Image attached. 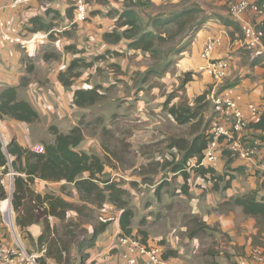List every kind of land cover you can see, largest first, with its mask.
I'll return each mask as SVG.
<instances>
[{"label":"crops","instance_id":"1","mask_svg":"<svg viewBox=\"0 0 264 264\" xmlns=\"http://www.w3.org/2000/svg\"><path fill=\"white\" fill-rule=\"evenodd\" d=\"M157 1L150 0V3ZM204 1L211 5L213 12L190 44L180 54L174 56L175 61L171 62L168 59L166 63H161L162 67L142 69L138 66L136 58L149 60L147 56L139 51L128 50L126 40L118 44H109L103 38L105 33L114 32L112 29L116 27L119 15L129 7L126 0H101L91 4L88 8L90 19L83 23L87 34L85 39L79 31H72L73 0H30L28 4L16 10L4 9L8 0H0V20H12L20 27L23 35L46 34L48 40L45 41L46 45L53 47L55 53L61 55L56 57L37 49L36 55L28 59L32 61L33 66L37 64L41 66L40 74L37 75V81L31 80L29 75L33 74L34 67L31 65L26 70L18 66L16 69L12 62L19 64L21 48L17 45H5L0 32V90L6 87H19L20 79L27 78L28 81L24 80L23 87L17 90L19 98L28 102L39 116L43 115L41 108H45L47 117L52 115L50 119L55 121V126H60L59 130L62 133L78 127L82 118L87 125L90 124L88 127L95 124L100 128L102 120V128L95 129L91 134L83 132V142L76 150L85 153L91 150L97 156L103 157L100 142L104 137L109 143L114 142L113 153L107 155L109 164H104L102 175L108 174L111 182L125 180L122 189L128 190L131 195L134 194L131 185L134 186V182L138 183L139 179L130 177L129 173L136 172L139 166L143 168L148 164L155 166L156 169L148 177L152 181L149 184L142 182L139 186V189L147 188L146 192L141 194V198L132 199L136 207L133 211L134 221L139 218L137 221L139 227L132 225L131 235L141 238L144 243L160 246L163 250L160 264H237L241 257L247 256L252 250L264 249V225H259L255 218L244 215L240 207L231 204V199L236 197L233 192L234 184L231 187L233 178L225 181L224 185H221V182L215 185L205 182L209 175L200 176L196 168L192 167L195 157L188 160L186 165H181L180 161L166 168L164 166L168 163L165 159H154L158 146L165 140L164 128L169 125L190 128V124L178 125L164 109L171 91L167 92L168 96L160 95L159 86L167 84L173 77L181 78L186 73H192V80L184 86V95L189 100V106L194 105L193 100L196 97L208 93L209 90H206L212 79L201 70L204 64L201 52L208 37L220 40L221 44L214 49L212 58L228 62L229 77L231 75L233 77L230 87H235L241 96L240 106L244 113L246 114L247 104L264 105V55L254 56L244 47L237 23L235 24L238 31L224 24V20L233 22L228 10L221 7L225 3L224 0H202L203 7H206ZM203 7L199 5L201 10H204ZM138 8L139 5L132 7L137 15L138 12L144 14L145 7ZM33 19L36 20L32 21ZM119 30L122 32L123 28ZM72 45L78 46L77 49H73ZM83 46L87 50L85 54H81L80 51ZM108 50L112 51V58H109ZM113 53L118 57L113 58ZM82 59L87 63L85 65L87 73L83 76L82 73L78 78L82 84L78 87L71 84L65 88L59 81V75L65 73L72 63L81 65ZM109 63L120 66L118 72L116 75L112 72L113 78L100 83L95 72L103 64ZM169 70H172V73ZM137 74L141 79L135 80ZM71 81L73 83L74 79ZM148 82L154 84L146 85ZM93 89H98L97 92L101 96L106 93L111 95L106 99V105L101 108V112L99 114L92 112L91 117L82 113L84 108L74 107V93ZM214 89L216 90V86L211 92ZM175 100L177 98H173L168 106L174 105ZM91 108L88 113L94 109L92 106ZM207 112H210L209 107ZM210 117L209 113L206 119ZM1 122L12 125L18 131L27 125L10 119ZM251 129L256 138L264 137V131ZM188 130L189 139L177 138L174 141L191 143L195 135L190 134V129ZM14 138L10 137L9 142ZM17 142L22 147L26 146L19 139ZM118 143L122 154L117 153L118 151L115 153ZM171 144L169 143L168 148L176 152L177 156L178 151L184 155V150L176 146L171 147ZM179 144L180 147L184 146L183 143ZM30 150L42 151L37 146ZM226 157L228 156L221 158L222 163H225L224 170L219 166L217 170L220 171L214 173L219 177L217 180L223 181L224 174H244V167L247 169V176L254 177L253 181L256 182H252V185L250 183L251 188L247 191L240 188L238 193L245 194L256 190L259 177L264 174V158L257 160L253 167H246L237 160L238 165L230 166L229 172ZM194 176L201 177L202 180L194 182ZM62 184L35 180L33 186L42 194L46 187ZM224 205L226 209L223 208ZM231 205L233 207H230ZM110 214L115 217L110 224L111 227L109 226L110 229L108 227L92 247L85 249L87 258L84 264H123L117 249V237L122 235L119 228L121 211L115 209L109 216ZM49 220L52 221L54 218ZM40 234L39 232L37 237ZM47 262L55 264L52 260Z\"/></svg>","mask_w":264,"mask_h":264},{"label":"trees","instance_id":"2","mask_svg":"<svg viewBox=\"0 0 264 264\" xmlns=\"http://www.w3.org/2000/svg\"><path fill=\"white\" fill-rule=\"evenodd\" d=\"M126 1L129 2V7L119 15L116 23V26L119 29L123 28V31L121 33H105L103 36L104 40L112 44H118L120 41L126 40L128 50L139 51L145 57L147 56L150 61H155L159 64L166 63L168 59L170 60V56L161 59L158 47L168 40L173 41L176 36H181L185 32L186 26L194 22L202 12L196 5L186 6L184 0L182 1L183 6L175 11L166 15L153 17L151 19L152 22L149 24L151 30L147 28L143 29V26H140L141 22L137 13L132 9L137 3L132 6L130 0ZM256 3L259 6H264V0H257ZM207 19L204 21L200 20L193 27V35L189 37V40L186 36L182 38L181 44L175 45L174 51L171 52L174 56L180 54L190 44ZM34 20L36 19L32 21ZM224 24L231 26L234 31H238L235 23L224 20ZM172 25L175 32L170 38L167 39L164 35L157 33V31ZM259 29L263 35L262 43L264 45V19L259 25ZM159 64L157 65L158 67L160 66ZM156 65L152 69L158 68ZM74 66L75 63H72L65 73L59 75V81L65 88L72 84L71 79L78 76V73H73ZM192 76V73L184 74L180 91L183 90L185 84L192 80ZM207 94L204 93L196 97L193 101V106L185 103L172 105L168 109L170 116L178 125L190 124V134L195 135L191 143L181 140L174 141L171 144V147L176 146L185 151L180 163L181 165H186L187 161L194 157L200 160L202 152L206 148L209 137L207 135V128L210 122V119H206L204 115L209 107ZM100 98L101 95L97 92V89L76 91L74 93V105L77 108L90 107ZM172 99V95L169 96L164 105L168 106ZM7 119L26 124L34 123L39 119L38 113L32 106L25 100L19 99L17 87H6L0 91V121ZM249 128L264 131V113L255 123H251ZM50 131L53 141L45 144L41 152L22 147L15 139H12L4 146L0 138V201L6 199V192L2 181L5 176L11 173L13 174L14 181L11 205L15 212L22 215V217L17 216L16 225L21 229H26L28 225L40 220L43 225V231L37 237L34 244L36 251L43 252V255L36 259V263L48 264L47 260H52L55 264H71L70 248L77 245L79 264H84L87 258V255L83 253L84 248L92 246L96 242L100 234L104 232L107 224H103L99 228H93V232L88 239L84 238L81 241H77L76 238L73 239L74 232L71 231V227L68 226L66 220L70 205L54 195L34 194L30 186L35 180L51 183L65 182V184L75 187L81 195L86 194L88 196L95 192L100 201H103L104 194L107 193L109 195L108 200L112 204L120 199L122 191L114 183L106 182L103 188L97 185L100 182L98 176L104 170V163L95 154L76 150L84 139L80 126L73 127L67 133L59 132L55 127H52ZM252 139L258 138L254 137ZM179 143H183L184 146L180 147ZM224 156H230V154L224 152L222 157ZM196 159L194 162H197ZM237 170L240 171V169ZM196 172L200 176L209 175L215 180L219 178L214 176L212 168H196ZM84 174H88L87 178L83 177ZM228 186L229 183H227L226 187ZM27 195L29 196V200L25 203ZM32 202L33 205H31ZM231 204L240 207L244 215L255 218L259 225H264V174L259 177V184L256 190L234 198ZM118 208L121 210L119 228L122 235L120 236H130L132 233L130 226L133 213L122 204L118 205ZM36 209H40L39 211L42 212V215L36 214ZM49 218L57 219L62 224L61 231L58 226L50 223Z\"/></svg>","mask_w":264,"mask_h":264},{"label":"rangeland","instance_id":"3","mask_svg":"<svg viewBox=\"0 0 264 264\" xmlns=\"http://www.w3.org/2000/svg\"><path fill=\"white\" fill-rule=\"evenodd\" d=\"M176 1L177 0H158L157 2L152 4V3H150V0H149L145 4H142V3L137 4V5H139V8L145 7L144 14L138 12V17H139V20L141 22L140 26H143V29L147 28V29L151 30V27L149 26V24L152 22L151 19L153 17H158L159 15L162 16V15L169 14V13L175 11L176 9L180 8L181 6H183L182 2H176ZM233 1L234 0H224L225 3L222 4V6H221L222 9L228 10V3L233 2ZM98 2H101V0H94V1L90 2L89 8L91 7V4L98 3ZM201 2H202V0H185V5L186 6L196 5L197 7H199V5H201V7H203ZM131 5L133 6L134 4L131 3ZM204 5L206 6V7H203L204 10H201L202 11L201 14H199L198 18H196L194 20V22H192L191 24H188L186 26V30L181 36H176L173 41L168 40L167 42L163 43L160 47H158V51L161 53V59H165L166 56H170L171 62H173V60L175 61L174 54L171 53L172 51H174L175 45L181 44L182 38H184L186 36H187V39L189 40V37H191L193 35V30H192L193 27H195L200 20L204 21L205 19H207L211 16L210 14L213 12V8L211 7L210 4H208L205 1H204ZM146 6H148V7H146ZM247 14H249L250 18L254 17L253 13H251V12H248ZM89 19L86 20V22H88ZM0 21H3V20H0ZM83 23H81L79 25H74L72 31L73 32L79 31L83 35V39H85V35H87V34L84 31V24L85 23L84 24ZM112 30L114 32H118V33L120 32V30L117 26ZM174 32H175V29H174L173 25L168 26L165 29L157 31V33L164 35L167 39L170 38V36H173ZM24 36H27V35H24ZM74 39H76V36H74ZM38 40H39V43H37L34 48L32 47L31 48L32 50L30 49L29 51H27V50L24 51L20 47L21 50L19 49V52L21 53V57L19 58V64L12 62L14 65H16V69L19 66L20 68L24 67L27 70V68L32 65V67H34V72H33V74L29 75V77L31 80L34 79L35 81L38 80L37 75L40 74L41 66L38 64L33 66L32 61L28 58H31V56L34 57L36 55V52L39 49L41 52L52 55V56L58 57L60 55V54L55 53V50L53 49V47L46 45V42L44 40H41V38H38ZM3 43L5 45H7L4 41H3ZM109 44H112V43H109ZM112 46L117 47L118 45H112ZM77 47L78 46L72 45L73 49H77ZM80 51H81V54L87 53V50L84 48V46H83V49ZM108 51H109L108 52L109 58H112L111 57L112 51L111 50H108ZM114 53L117 54L118 52H114ZM114 53H113V58L118 57V55H116ZM83 58L87 59L86 57H83ZM132 59H134V58H132ZM136 60H137L136 61L137 64H139L138 66L141 67L142 69L149 68V67L151 69L152 67H154V65H156L158 63L155 61L146 60L144 58L143 59L142 58H136ZM80 64L81 65H75L74 66L73 73H78V76L76 78H73L75 81V82L73 81V83H72L74 87H78L79 85L82 84V82H80L78 80V78L80 77V75L82 73H83L82 76L87 73V71L85 70L86 69L85 65L87 64L85 62V60L83 61V59H82V62H80ZM157 65H156V67H158ZM119 67L120 66L116 65L115 63L114 64H112V63L103 64L95 72V75L99 76L98 77L99 82L101 83V82H104L106 80L113 78L114 76H112L111 73L114 72V74L116 75ZM159 67H162V64ZM169 72L172 73V70H169ZM95 75H94V77H96ZM183 77H184V75H182L181 78L173 77L171 81L169 80L170 82H168L167 84H162L160 86L158 83H156V85L159 86L160 95L164 94L165 96H168L169 93H167V92L171 91L169 96L172 95V98H177V100H175V102H174V105L189 103V100L184 95L185 88L183 87L182 91L179 90L181 87V83L183 81ZM17 78H19V77H17ZM137 79H141L140 75L135 77V80H137ZM24 80L28 81V79L24 78V77L22 79H20L21 84L19 85V87H17V90L23 87V81ZM231 80H233V77H232V75H231V77H229V72H227V75H226L224 81L222 82V84H220L216 87V91L230 87L232 84L230 82ZM150 84H154V82H152V83L148 82L146 85H150ZM214 86H215L214 82L212 81V83L209 84L208 88L206 87L207 88L206 91L209 90V92H211V90L214 88ZM97 91H98V89H97ZM101 92H103V91L101 90ZM110 95H111L110 93H106L104 96H101V98L98 99V101L92 105V107H94V109L91 112L88 113V111H90L92 109L90 106L89 108L87 107V109L84 108V110H83L84 112H82V113H84V115H90L91 117L93 116V113L99 114L101 112V108L104 105H106V99ZM18 97H19V94H18ZM211 106L212 105L209 104L210 112L206 113L205 118L208 117L209 113L211 114ZM74 107H75V105H74ZM169 108H170V106L164 105L165 110L168 111ZM41 109H42L43 115H40L39 119L36 122L25 125L24 129H21L19 131L17 129H15L12 125L4 124L3 122L0 121V138H1L3 145L6 146L9 142L10 137H12V136L15 137L14 139L16 141H17V139L21 140V142L26 145L24 148H27V149H33L34 147L37 146L38 148H41L43 150V146L45 144L51 143L53 141V136L51 134L50 129L52 127H55L59 132H61L59 130L60 126H55L56 125L55 121L50 119V118H52V115L47 117V115L45 114V111H44L45 108H41ZM99 120L100 119H97V121H99ZM85 122L86 121L83 120V118H82V120H80L79 126L81 127L82 131L83 132L86 131L87 134L93 133L95 131V129L102 128V120H101L100 128L97 127L98 125H95V124L93 126L88 127L90 124L87 125L86 124L87 122L86 123ZM188 129H190L188 126L177 128V126H174V125H169L166 129L164 128V130H165V132H164L165 138L164 139L165 140L162 142V144L160 146H158L157 155L154 158V159H157V158L165 159V161L168 164L165 165L164 168H166V166L171 167V165H173L175 162L181 161L183 153H180L178 151V156H177V153L173 152L172 149H169L168 145H169V143L171 144V142L176 140L177 138L189 139L190 137L188 136V134H189ZM251 131H252V129L249 128L248 129L249 137H251V138L256 137L253 134V132H251ZM16 133H19L20 135L16 136L15 135ZM83 138H84V136H83ZM257 138H264V137H257ZM113 144H114V142L109 143L107 141L106 137H104V140L100 142L103 157H99V156L98 157L102 160V162L104 164L107 163L106 165L109 164V158L107 155L113 153L112 152ZM28 147H32V148H28ZM169 150H171V151H169ZM116 151H118L117 153L122 154L120 151V148H119V143H118V147L115 150V153H116ZM87 153L88 154H95V153L91 152V150ZM226 158H227L226 167L228 168V171L230 170V166L238 165L237 159L235 157L228 156ZM221 160L222 159H220L213 167H211L212 170L214 171V173L217 171H220L219 169L217 170V168L219 166L222 167V169L224 170L225 163L223 164ZM154 161H157V160H154ZM150 165L151 164H148V166L146 168H143V166H139V168L136 172L129 173L130 177H137L139 179L138 183L134 182V186L131 185L132 192H134L133 195L129 194L128 190L122 189V186L124 185L125 180L119 179L118 182H115V181L111 182L110 181L111 178L109 177L108 174L99 175L98 179L100 182H98L97 185L100 188H103L104 184L106 182H109V183H114L115 185H117L118 189H121L122 196L120 197V199L116 200V202L114 204H112L108 200L109 195L107 193L104 194L103 201H100L99 198L96 196L95 192L91 193L88 196L86 194L81 195L76 190L75 187H73L72 185L65 184V182H62L63 183L62 185L46 187L45 190L42 192V194L38 193L36 191L33 184L30 186V189L34 192V194L54 195L56 197L63 199L65 202H67L70 205L66 220H67L68 226L71 227L70 228L71 231L74 232L73 233V237H74L73 239L76 238L77 241H81L84 238L88 239V237L91 236V234L93 232V228H99V226H101L103 224H107V227L104 230V232H105L106 229L113 222V219L115 218V217H113L112 214H110V216H109V213H113L115 209L120 210L118 208V205H121V204L124 207H126L127 209L131 210L133 213V218H132V222H131L130 227H132V225H133V227H139V224L137 223L139 218L137 217L134 221V212L133 211H135L136 207H135L132 199H134L136 197L141 198L142 197L141 194L146 192L147 188H144L146 190H143L142 188L139 189V186L142 185V182L149 184L150 181H152L148 177L151 176V172H154V170L156 168H155V166H153V165L150 166ZM243 169H244V174L243 173L242 174H240V173L234 174V175L224 174L223 181L215 180L214 178L212 179L209 176V178L205 179V182H210L214 185L217 184L218 182H221L220 184L224 185V183H226L225 181H229L230 179L233 178V180L231 182V187H232V184H234V186H235V189L233 190V192H234L236 197L241 196L243 194L238 193L240 188H242V189L245 188V191H247L249 188H251L252 182H254V181L256 182V180L253 181L254 177L252 178L249 175L247 176V172H246L247 169L244 167H243ZM229 172H231V171H229ZM86 175L88 176V174H86ZM87 176H84V177L87 178ZM163 177H165V175H163ZM116 179H118V178H116ZM197 180H202V178L194 176L193 181L195 182ZM13 182H14L13 181V174H11V173L8 174L7 176H5L3 181H2V183L4 185L5 192H6V199H4L3 201H0V246L2 248H6V249H12V248L16 247V245H20L25 249V251L29 255H34V256H36L35 259H37L38 257H42L43 252H37L34 244H35V240L37 239V234L39 232L42 233V231H43V225H42L41 220L39 222L28 225L26 229H21L20 227H18L16 225L17 216L22 217V215L15 212L13 210L12 205H11V196H12V193L14 190ZM250 183H251V185H250ZM235 191H236V193H235ZM25 200H26L25 203L29 200L28 195L26 196ZM232 200H233V198L231 199V201ZM7 205L9 206V211H10V216H11V221H12L11 226H9V224L5 221L3 214H2V212H3L2 210L4 208H7ZM31 205H33V202ZM230 207H233V206L231 205ZM137 208L140 209V206L137 205ZM223 208L226 209L225 205L223 206ZM39 210L40 209H36V214L42 215V212ZM54 220H55V222H54ZM54 220L50 221V223L52 225L58 226L60 231H61L62 224H60L57 219H54ZM64 225H66V224H64ZM110 227H109V229H110ZM133 237H137V236H133ZM137 238H139V237H137ZM76 246L77 245L71 246V248H70L71 249V257H70L71 264H77L78 260H79V258H78L79 255L77 253V247ZM92 246L85 247L84 249H88ZM115 246H116V242H115ZM117 249H118V247H117ZM84 251H83V253H84ZM119 254H120V251H119ZM36 264H38V263H36Z\"/></svg>","mask_w":264,"mask_h":264},{"label":"built area","instance_id":"4","mask_svg":"<svg viewBox=\"0 0 264 264\" xmlns=\"http://www.w3.org/2000/svg\"><path fill=\"white\" fill-rule=\"evenodd\" d=\"M30 0H8L3 8L16 10L29 3ZM73 25L85 23L89 17V4L94 0H73ZM133 4H145L149 0H130ZM257 0H235L228 3L230 19L239 25L244 47L254 56L264 55L262 32L259 25L264 19V6H259ZM1 9V8H0ZM253 13V18H247V13ZM12 20L0 21L2 40L8 45H17L24 51H29L39 43L38 38L46 41L47 35L31 34L24 36ZM43 42V41H42ZM220 40L206 38L201 58L204 61L202 72L212 79L217 87L224 81L228 65L226 61L212 58L214 49L220 46ZM32 50V49H31ZM208 100L211 106V117L207 131L208 141L200 160L192 167L211 168L221 158L224 152L235 157L246 167H253L257 160L264 158V139H252L248 135L249 125L257 121L264 113V105H246V114L240 106L241 96L235 87L224 88L210 93ZM41 152V151H38ZM189 168V167H187ZM3 214V213H2ZM4 217V214H3ZM9 221L12 225L10 211ZM117 247L123 264H160L163 250L158 245L143 243L140 238L119 236ZM36 256L29 255L25 249L16 245L12 249L0 246V264H36ZM237 264H264V249H254L247 256L241 257Z\"/></svg>","mask_w":264,"mask_h":264},{"label":"bare ground","instance_id":"5","mask_svg":"<svg viewBox=\"0 0 264 264\" xmlns=\"http://www.w3.org/2000/svg\"><path fill=\"white\" fill-rule=\"evenodd\" d=\"M2 211H3L2 213L4 214L5 221L9 224V226H11L9 221V206L7 205V208H4Z\"/></svg>","mask_w":264,"mask_h":264},{"label":"clouds","instance_id":"6","mask_svg":"<svg viewBox=\"0 0 264 264\" xmlns=\"http://www.w3.org/2000/svg\"><path fill=\"white\" fill-rule=\"evenodd\" d=\"M141 239V238H140ZM142 240V239H141Z\"/></svg>","mask_w":264,"mask_h":264},{"label":"water","instance_id":"7","mask_svg":"<svg viewBox=\"0 0 264 264\" xmlns=\"http://www.w3.org/2000/svg\"><path fill=\"white\" fill-rule=\"evenodd\" d=\"M10 201V200H9Z\"/></svg>","mask_w":264,"mask_h":264}]
</instances>
